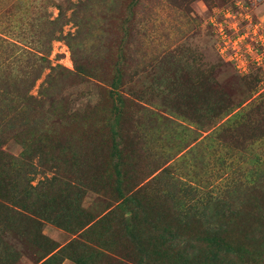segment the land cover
Returning <instances> with one entry per match:
<instances>
[{"label":"rangeland","instance_id":"1","mask_svg":"<svg viewBox=\"0 0 264 264\" xmlns=\"http://www.w3.org/2000/svg\"><path fill=\"white\" fill-rule=\"evenodd\" d=\"M0 264H264V0H0Z\"/></svg>","mask_w":264,"mask_h":264}]
</instances>
